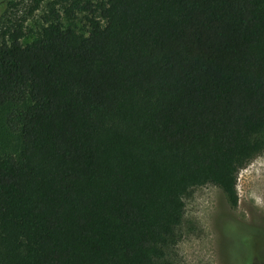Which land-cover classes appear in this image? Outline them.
<instances>
[{
	"label": "trees",
	"instance_id": "1",
	"mask_svg": "<svg viewBox=\"0 0 264 264\" xmlns=\"http://www.w3.org/2000/svg\"><path fill=\"white\" fill-rule=\"evenodd\" d=\"M43 1L1 0L0 264H160L264 151V0H52L24 41Z\"/></svg>",
	"mask_w": 264,
	"mask_h": 264
},
{
	"label": "rangeland",
	"instance_id": "2",
	"mask_svg": "<svg viewBox=\"0 0 264 264\" xmlns=\"http://www.w3.org/2000/svg\"><path fill=\"white\" fill-rule=\"evenodd\" d=\"M51 1L44 0L41 8L27 21L24 41L35 36ZM26 4L20 6L19 15L25 12ZM0 11V28L17 16L14 10ZM63 23L81 32L87 30L85 13L78 14L71 21L63 18ZM0 132L4 136V152H15L18 138L7 128L5 130L2 120ZM237 188L239 203L236 207L229 204L217 185L189 189L184 196L185 215L178 228L179 240L167 248L160 264H235L236 255L240 257L242 254L243 264L245 260L250 264V260L257 256L263 261L254 264H264V151L240 170ZM247 243H250L249 250Z\"/></svg>",
	"mask_w": 264,
	"mask_h": 264
}]
</instances>
